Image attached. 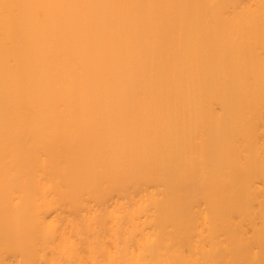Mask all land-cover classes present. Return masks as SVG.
Instances as JSON below:
<instances>
[{
	"label": "bare ground",
	"instance_id": "6f19581e",
	"mask_svg": "<svg viewBox=\"0 0 264 264\" xmlns=\"http://www.w3.org/2000/svg\"><path fill=\"white\" fill-rule=\"evenodd\" d=\"M0 264H264V0H0Z\"/></svg>",
	"mask_w": 264,
	"mask_h": 264
}]
</instances>
